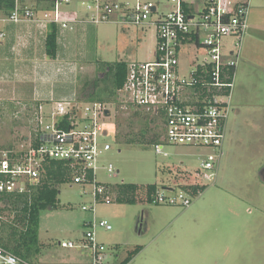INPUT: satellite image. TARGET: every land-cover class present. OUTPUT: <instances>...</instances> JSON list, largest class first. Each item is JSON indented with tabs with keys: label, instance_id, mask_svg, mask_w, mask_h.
<instances>
[{
	"label": "built area",
	"instance_id": "1",
	"mask_svg": "<svg viewBox=\"0 0 264 264\" xmlns=\"http://www.w3.org/2000/svg\"><path fill=\"white\" fill-rule=\"evenodd\" d=\"M8 1L12 7L6 21L34 25L45 39L53 25L62 31L87 23L155 29L154 60L128 64L117 102H82L75 95L57 102L50 112L40 105L34 134L20 144L0 147V196L24 193L41 184L54 161L67 165L68 182L82 186V195L90 196V204L83 210L93 216L84 222L80 241L60 245L86 251L92 264H109L108 249L98 241L97 231H111L112 226L95 217L100 204L117 201L114 185L98 181L100 172L109 178L119 175L112 163L104 161L105 153L112 149L103 140L110 130L105 120L114 116L116 137L117 114L140 110L163 129L159 142L153 144L157 155L169 157L167 146L206 150L198 166L189 168L181 163L175 181L179 190L174 195L168 192L175 188L166 186L152 199V204L191 206L217 179L252 0H165L171 7L167 12L160 8L161 0H84L82 16L62 10L72 0H52L50 10L38 8L37 0ZM230 38L234 42L228 48L226 40ZM190 52L194 60L185 74L182 58ZM145 199L148 201L147 195ZM0 264L36 263L0 245Z\"/></svg>",
	"mask_w": 264,
	"mask_h": 264
},
{
	"label": "rangeland",
	"instance_id": "2",
	"mask_svg": "<svg viewBox=\"0 0 264 264\" xmlns=\"http://www.w3.org/2000/svg\"><path fill=\"white\" fill-rule=\"evenodd\" d=\"M83 1L72 0L62 10L85 14ZM161 1L160 8L170 11V4ZM251 9L248 27L252 26L258 35L250 40L249 51L245 50V38L242 42V66L232 93L241 114L235 115L236 107L232 103L226 134L229 144L217 179L193 199L191 206L149 203L145 200L146 188L157 184L163 191L167 186L175 188L174 192H168L174 195L179 190L175 181L181 163L189 168L198 166L206 150L167 146L165 151L170 153L169 157L157 155L153 143H119L115 137L114 116L105 120L104 125L110 130L103 140L112 149L105 153L104 161L112 163L119 175L109 178L100 172L98 181L139 187L133 204L116 201L97 207L96 220L112 226L111 231L101 228L97 231L98 241L107 247L106 255L111 263L121 264L141 248L130 264H264V0H253ZM86 29L83 38L76 39L72 55L80 68V91L85 81L103 76L101 67L106 64L154 60V27L127 28L103 23ZM232 42V38L226 40L228 48ZM186 56L190 55L182 58L185 74L190 66ZM189 58L194 60V56ZM35 112L0 107V147L20 144L34 134ZM131 114L132 111L117 114L123 137L132 131L137 136L140 133L141 126L137 124L133 130L129 129L127 119ZM156 128L151 126L152 131ZM151 137L149 132L147 140ZM58 188L57 208L44 210L40 216L39 238L43 244L40 257L47 262L64 260L76 251L81 253L78 257L81 262L91 264L86 251L60 245L83 238L84 222L93 216L83 210L89 206L90 196L82 195L84 188L72 182ZM116 245H120L118 253Z\"/></svg>",
	"mask_w": 264,
	"mask_h": 264
},
{
	"label": "trees",
	"instance_id": "3",
	"mask_svg": "<svg viewBox=\"0 0 264 264\" xmlns=\"http://www.w3.org/2000/svg\"><path fill=\"white\" fill-rule=\"evenodd\" d=\"M37 6L41 10H50L54 6L52 0H37ZM12 3L8 0H0V8L11 10ZM58 29L51 26L46 49L50 58H56L58 45ZM104 74L95 80H87L83 83L81 90L82 102L115 103L118 101V92L123 88L127 73L128 63L124 61L113 64H106L101 67ZM129 129L137 124L141 126L137 135L132 131L123 137L120 131V124L117 126L116 140L119 143H157L159 142L163 129L158 122L150 115L140 111L132 110L131 116L127 119ZM151 126L157 127L152 131ZM152 132V137L147 140V134ZM145 143V144H147ZM70 173L67 165L63 162H52L44 181L36 186L30 187L24 193H12L0 196V245L12 254L30 262L36 261L38 255L43 251V244L40 242V216L44 210L56 209L59 203V186L68 182ZM117 201L133 204L136 202L139 187L135 184H117L113 186ZM157 184L149 185L146 188L148 202L152 203L153 196L159 191ZM146 200V199H145ZM147 201V200H146ZM5 215H8L6 219ZM141 251V248L132 252L121 264H128L134 256ZM111 264V263H109Z\"/></svg>",
	"mask_w": 264,
	"mask_h": 264
},
{
	"label": "crops",
	"instance_id": "4",
	"mask_svg": "<svg viewBox=\"0 0 264 264\" xmlns=\"http://www.w3.org/2000/svg\"><path fill=\"white\" fill-rule=\"evenodd\" d=\"M9 11L0 8V35H4L2 38L0 37V107L2 109L17 107L21 110L34 109L37 111L38 107L43 105L46 112H50L59 101L73 99L75 95L81 99L80 68L78 63L72 59V55L75 52L76 39H79L80 36L83 38L84 33L88 30L86 26L94 25L91 23L79 24L73 30L66 31L56 27L59 37L57 39L58 51L56 58H50L46 49L48 37L45 39L38 28L29 23L14 24L7 22L6 18ZM251 17L250 12L249 23ZM252 28V26L248 27L244 37L247 43H245V50L247 51H249L252 43L250 40L258 35ZM251 33L252 37L247 38ZM47 35H49V31ZM227 45L229 44L226 43V47ZM153 54L154 57L155 51ZM187 55L190 56L185 57L186 61L191 64L192 58L189 57H193L194 54L190 52ZM240 64L239 61L236 76H239L238 70L240 71L242 66ZM231 103L236 107L235 115L239 116L241 110L237 107L240 105L236 103L234 97ZM35 114L36 112L32 120H35ZM228 144L225 139L223 155ZM119 247L120 245L114 247L117 253ZM42 253L43 251L36 258V264H86L78 259L81 257V253L76 251H73L72 256L68 259L52 262L45 261L44 257L41 258Z\"/></svg>",
	"mask_w": 264,
	"mask_h": 264
}]
</instances>
